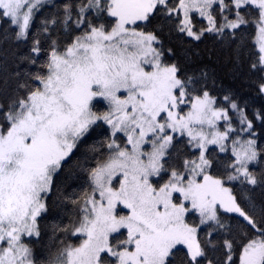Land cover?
<instances>
[{
    "label": "snow or ice",
    "instance_id": "snow-or-ice-1",
    "mask_svg": "<svg viewBox=\"0 0 264 264\" xmlns=\"http://www.w3.org/2000/svg\"><path fill=\"white\" fill-rule=\"evenodd\" d=\"M0 264H264V0H0Z\"/></svg>",
    "mask_w": 264,
    "mask_h": 264
},
{
    "label": "trees",
    "instance_id": "trees-1",
    "mask_svg": "<svg viewBox=\"0 0 264 264\" xmlns=\"http://www.w3.org/2000/svg\"><path fill=\"white\" fill-rule=\"evenodd\" d=\"M222 74L226 72V69H221Z\"/></svg>",
    "mask_w": 264,
    "mask_h": 264
}]
</instances>
